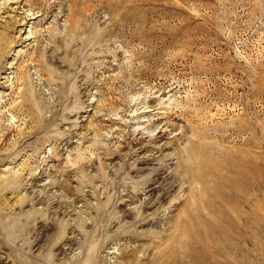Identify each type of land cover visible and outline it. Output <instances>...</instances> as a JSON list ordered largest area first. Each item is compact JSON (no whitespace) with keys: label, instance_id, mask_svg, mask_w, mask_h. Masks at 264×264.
I'll list each match as a JSON object with an SVG mask.
<instances>
[{"label":"rangeland","instance_id":"1","mask_svg":"<svg viewBox=\"0 0 264 264\" xmlns=\"http://www.w3.org/2000/svg\"><path fill=\"white\" fill-rule=\"evenodd\" d=\"M7 24L0 264H264V0H0ZM21 62L39 131L3 107Z\"/></svg>","mask_w":264,"mask_h":264},{"label":"bare ground","instance_id":"2","mask_svg":"<svg viewBox=\"0 0 264 264\" xmlns=\"http://www.w3.org/2000/svg\"><path fill=\"white\" fill-rule=\"evenodd\" d=\"M11 38H12V35H11V26L9 24H7L5 26V30L0 32V57L2 55L1 52L4 51V50H6L10 46V43L12 41ZM30 60H32L33 62L35 61L36 63L38 62L37 64H38L39 70H42V69L43 70H46L47 69V68L45 69V65H43V63L41 62L42 58L40 56L34 58V55H31L30 56ZM23 68H24L23 67V63L22 62L19 63L18 64V70L19 71L17 72V76H16V78H17L16 84L13 83V87L15 86V88L11 91L10 95H11L12 98L14 97L13 102H15V99H16L15 96L18 97V96L21 95V96H24L26 98V101L20 102L18 104L21 107V109H23L22 107H25L24 113L21 112L19 114H16L15 113V110L13 109L15 107L14 105L16 103L13 104V102H10V103L6 102L5 105H3V107H5L6 111L11 112V116H12L11 119H12L13 122L17 118H19V120H20V119H26V118H28L27 116H31L33 120H36V121L39 122V124H40L39 125V128H38V131H39L44 126V125H42L43 120H45L47 118V117H45L42 114V110H43L44 104H43V102L41 101V99L39 97L35 96L34 94H33V96H31V94L28 93L29 92L28 91L29 88L26 89V91L24 89H22V85H23L24 81H23V76H20L19 74H21L20 70L23 71ZM47 71H51V70L50 69H47ZM21 81H22V83H21ZM11 107H13V108H11ZM194 148L196 149V147H194ZM188 150L192 151L193 154H194V151L193 150H191V149H188ZM195 154H197V153H195ZM191 155H192V153H191ZM198 156L199 155H197V157ZM191 158L192 159L189 162L187 160H183L182 157L180 158V159H182L181 160L182 161L181 162V166L183 168L182 171H181V173H183V174L192 173L193 174L192 175L193 176V179H191L192 183L194 185H196V184L203 185L205 183L204 180H203L204 179L203 177H204L205 172L204 173L201 172L202 170L198 167V165H199L198 163L199 162L196 161V158H194L193 156ZM193 158L195 160H193ZM204 161L205 160H203V162ZM82 165L85 166V164H82ZM208 174H209V172H208ZM157 176H159V177L161 176V171L160 170L157 172ZM69 178H70V175L68 173V176L66 177V180L64 182L62 181L60 183V186L63 187L64 189H69L71 191V193H72V189H71L72 187H71V185H70V183L68 181ZM68 197L70 198V195H68ZM192 200L193 201H196V196L193 195L192 196ZM15 227L18 228V229H22L23 228V226L21 227V226H18V225L15 226Z\"/></svg>","mask_w":264,"mask_h":264}]
</instances>
